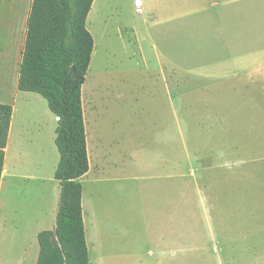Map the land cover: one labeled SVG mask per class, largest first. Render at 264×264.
Masks as SVG:
<instances>
[{"label":"rangeland","instance_id":"obj_1","mask_svg":"<svg viewBox=\"0 0 264 264\" xmlns=\"http://www.w3.org/2000/svg\"><path fill=\"white\" fill-rule=\"evenodd\" d=\"M141 1L137 12L134 0H94L85 22L93 39L83 84L90 166L80 178L89 264H155L150 233L167 224L165 264H264V70H255L264 0H247L227 45H196L153 24L160 0ZM23 7L0 0V54L12 69L19 48L6 43L13 26L21 33ZM219 55L246 63L219 66ZM238 68L243 76L233 78ZM232 82L242 92L230 91ZM32 96L29 108L17 99L12 137L15 156L28 151L0 186V264H35L36 235L55 227L54 116ZM28 121L39 123L30 148ZM26 171L42 179L19 176Z\"/></svg>","mask_w":264,"mask_h":264},{"label":"trees","instance_id":"obj_2","mask_svg":"<svg viewBox=\"0 0 264 264\" xmlns=\"http://www.w3.org/2000/svg\"><path fill=\"white\" fill-rule=\"evenodd\" d=\"M94 0H31L17 90L43 98L56 117L59 153L54 179L60 193L55 227L36 235L35 264H89L80 178L89 171L81 87L93 39L86 18ZM12 106L0 105V170Z\"/></svg>","mask_w":264,"mask_h":264},{"label":"crops","instance_id":"obj_3","mask_svg":"<svg viewBox=\"0 0 264 264\" xmlns=\"http://www.w3.org/2000/svg\"><path fill=\"white\" fill-rule=\"evenodd\" d=\"M135 2L137 0H134ZM153 2V0H151ZM21 4L24 5L22 9L19 10L18 13H16V16H21V13H23V26L21 33L17 35L15 32L16 27L13 26V31L10 34L9 42L6 43V45L9 44H15L17 40L18 45V58L16 62L13 65V69L10 67L11 59L10 56L5 53L0 54V105H6L9 104L12 106V114L9 120L7 135H6V141L4 148L1 149L2 151V162H1V170H0V186L1 182L8 176H12V165H16V168L18 169L19 166H21V158L25 154V151L28 150H20L18 154L14 153V148L12 144V137H13V125L15 121V113L17 110V99L22 100V105H25L24 107L29 108L30 105H33L32 99L35 96V93H28V92H21L17 90V79H18V69H19V63L21 60V52L24 45L25 40V31H26V21L28 18V14L30 11V5L31 0H19ZM142 3V1L140 0ZM155 2H158V0H155ZM248 1L247 0H160L159 9L158 12H160V17H157V15H154L152 17V23L157 24L160 23L161 25L165 26V28L174 27L176 28L181 36L183 38H192L193 44L196 45H227L229 44V41L227 40V30L233 29L236 26L231 23L233 21V18H240L244 12L248 9ZM157 6H154V10H157ZM137 11V10H136ZM155 12V11H154ZM243 25V24H241ZM15 33V35H14ZM188 35V36H187ZM230 36V35H229ZM229 38V37H228ZM15 40V41H14ZM264 56V53H263ZM217 62H222L223 65L219 66H225L226 64L233 62L236 64H242L246 63L244 57L237 58V57H229L227 55H219L216 59ZM264 61V58H263ZM262 60H259L257 63V66L255 67V70L258 72H261L264 70V66H262L261 62ZM244 71L241 69H234L233 78L242 77ZM11 77V78H10ZM228 86L236 87L231 89L232 92H242L240 89L241 82H232L228 83ZM11 92L10 95L8 92ZM37 95V94H36ZM83 112V110H82ZM51 113V112H50ZM51 115H53L51 113ZM54 116V115H53ZM51 117V130H54L56 128V117ZM84 120V118H83ZM36 122V121H35ZM33 121H28L27 130L30 132V138H28L26 141L27 147H31L34 145L35 139L38 135H36L35 129L36 127H39V123L36 124ZM85 127V124H84ZM34 131V132H33ZM38 131V129H37ZM40 134V131H39ZM86 136V134H85ZM55 135H50L49 139L50 142L54 143ZM0 143H1V133H0ZM89 147V146H88ZM87 150V147H86ZM31 153H26V159L27 156H30ZM87 157L89 161L90 166V152L88 148ZM39 165V162L36 163ZM56 160L54 161V165L51 167L56 169ZM20 170V169H19ZM29 172V173H27ZM22 178H25L27 180H41L42 178L34 175V173H31L30 171H26L23 174L19 175ZM56 183H58L56 181ZM56 196V193H55ZM85 212H88V206L85 204ZM83 209V208H82ZM86 214V213H85ZM87 215V214H86ZM88 216V215H87ZM163 219L159 218L158 220ZM92 221V219H90ZM163 221V220H162ZM169 221V219H168ZM91 226H93L92 222ZM84 224V222H83ZM96 227V226H95ZM93 226V229H95ZM85 231V228H84ZM150 238H154V242L156 245V248L158 250L157 254H151L152 259H154L155 264H165V262L170 261V235H169V226L166 225V228L163 230H155L151 231ZM86 240V237H85ZM87 245V240H86ZM88 249V248H87ZM168 264V263H166Z\"/></svg>","mask_w":264,"mask_h":264},{"label":"bare ground","instance_id":"obj_4","mask_svg":"<svg viewBox=\"0 0 264 264\" xmlns=\"http://www.w3.org/2000/svg\"><path fill=\"white\" fill-rule=\"evenodd\" d=\"M134 3H135V1H134ZM83 84H84V83H83ZM82 86H83V85H82ZM83 88H84V89H83ZM85 88H86L85 86L82 87V95H83L82 97H83V98L81 97V99H82V106H83V117L85 118V122H86V124H87V120H88L89 114L86 112V110H85V108H84V99H85V96H86V95H85V92H86V91H85ZM89 118H90V117H89ZM90 122H91V120H90ZM90 122H89V123H90ZM89 138L92 139L91 137H89ZM91 141H92V140H91ZM93 144H94V143H93Z\"/></svg>","mask_w":264,"mask_h":264},{"label":"built area","instance_id":"obj_5","mask_svg":"<svg viewBox=\"0 0 264 264\" xmlns=\"http://www.w3.org/2000/svg\"><path fill=\"white\" fill-rule=\"evenodd\" d=\"M134 5H135V7H136V9H137V12H139L140 11V5H141V2H140V0H137L135 3H134Z\"/></svg>","mask_w":264,"mask_h":264}]
</instances>
